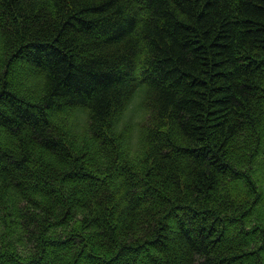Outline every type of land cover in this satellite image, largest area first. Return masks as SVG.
Segmentation results:
<instances>
[{
    "label": "trees",
    "instance_id": "1",
    "mask_svg": "<svg viewBox=\"0 0 264 264\" xmlns=\"http://www.w3.org/2000/svg\"><path fill=\"white\" fill-rule=\"evenodd\" d=\"M0 264H264V0H0Z\"/></svg>",
    "mask_w": 264,
    "mask_h": 264
}]
</instances>
